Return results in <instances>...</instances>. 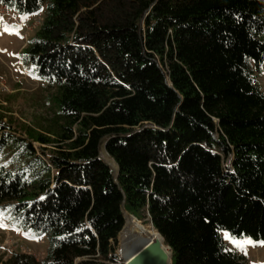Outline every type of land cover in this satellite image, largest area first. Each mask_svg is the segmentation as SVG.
Masks as SVG:
<instances>
[{
  "label": "trees",
  "instance_id": "obj_1",
  "mask_svg": "<svg viewBox=\"0 0 264 264\" xmlns=\"http://www.w3.org/2000/svg\"><path fill=\"white\" fill-rule=\"evenodd\" d=\"M0 7L42 15L20 65L55 106L40 130L0 111V214L47 243L2 264L115 263L124 211L171 264H246L220 232L264 241V0Z\"/></svg>",
  "mask_w": 264,
  "mask_h": 264
},
{
  "label": "rangeland",
  "instance_id": "obj_2",
  "mask_svg": "<svg viewBox=\"0 0 264 264\" xmlns=\"http://www.w3.org/2000/svg\"><path fill=\"white\" fill-rule=\"evenodd\" d=\"M25 17L27 18H18V16L12 18L11 15H8L4 19H0V111L6 120L19 130H23V126L40 130L49 124V120L54 115L55 106L52 99L53 91L37 82L20 65V52L25 47L27 39L37 28L36 23L39 19L35 18V15ZM26 21L28 24L24 26L23 23ZM5 26L15 29L18 34H10L9 31H5ZM256 80L264 91V67L262 74ZM105 155L106 152L101 147L100 157L109 164L105 160ZM109 165L111 166V164ZM226 165L227 163H225ZM124 217L125 226L130 216L124 214ZM0 221L6 225V227H0V264L15 252L31 254L37 260L44 257L47 248L45 238H34L9 227L1 214ZM139 222L153 229L148 217ZM224 234L225 232H220L225 246L243 256L246 264H264V245L255 243V245L245 244L243 247H238L230 239H225ZM121 238L120 232L116 243L117 261L115 263L103 261L100 264H125L119 254L122 247ZM245 250L247 254H245Z\"/></svg>",
  "mask_w": 264,
  "mask_h": 264
},
{
  "label": "bare ground",
  "instance_id": "obj_3",
  "mask_svg": "<svg viewBox=\"0 0 264 264\" xmlns=\"http://www.w3.org/2000/svg\"><path fill=\"white\" fill-rule=\"evenodd\" d=\"M105 160L111 164L113 170L116 172L117 166L107 154L105 155ZM121 237L122 247L119 254L126 264H133L139 259L141 254H133V252L146 238L150 239V245L157 247L165 255V264H170V250L164 245L161 236L151 227L142 225L133 217L127 220L126 225L121 231Z\"/></svg>",
  "mask_w": 264,
  "mask_h": 264
},
{
  "label": "water",
  "instance_id": "obj_4",
  "mask_svg": "<svg viewBox=\"0 0 264 264\" xmlns=\"http://www.w3.org/2000/svg\"><path fill=\"white\" fill-rule=\"evenodd\" d=\"M107 165L112 169V171H114L113 168L109 164ZM123 213L127 214V212L125 211ZM150 244H151V241L149 238H146L142 241V244L133 252V254H137V253L141 254L139 259L133 264H165L166 262L165 255L157 247L150 245ZM170 254H171V251H170ZM170 261H171V256H170Z\"/></svg>",
  "mask_w": 264,
  "mask_h": 264
},
{
  "label": "snow or ice",
  "instance_id": "obj_5",
  "mask_svg": "<svg viewBox=\"0 0 264 264\" xmlns=\"http://www.w3.org/2000/svg\"><path fill=\"white\" fill-rule=\"evenodd\" d=\"M25 19L27 17H24ZM5 31H9L10 34H18V32L15 29H9L7 26H5ZM0 227H6V225L3 224L2 221H0ZM225 239H230L234 245H237L238 247H243L245 244H252L255 245V242L248 238H243L242 240H238L236 238L231 237L227 232L224 234ZM261 245H264V241L259 242ZM245 254L246 250H245Z\"/></svg>",
  "mask_w": 264,
  "mask_h": 264
},
{
  "label": "built area",
  "instance_id": "obj_6",
  "mask_svg": "<svg viewBox=\"0 0 264 264\" xmlns=\"http://www.w3.org/2000/svg\"><path fill=\"white\" fill-rule=\"evenodd\" d=\"M0 12H2V13H0V19H4V17H7L8 15H11V17L12 18H15V16L12 14V13H10L6 8H4V7H0ZM39 18V19H37V26L40 24V22H41V16L40 15H36L35 16V18ZM34 18V19H35ZM28 23H27V21L26 22H24L23 23V25L24 26H26ZM36 26V25H35Z\"/></svg>",
  "mask_w": 264,
  "mask_h": 264
}]
</instances>
